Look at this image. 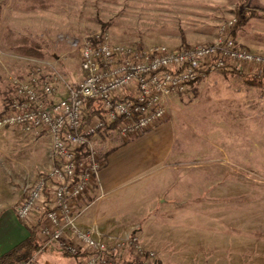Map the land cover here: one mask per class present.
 Instances as JSON below:
<instances>
[{"label":"rangeland","instance_id":"obj_1","mask_svg":"<svg viewBox=\"0 0 264 264\" xmlns=\"http://www.w3.org/2000/svg\"><path fill=\"white\" fill-rule=\"evenodd\" d=\"M27 4L0 0L2 22L11 25L10 47L24 41L26 51L31 45L32 56L46 60L40 63L44 70H56L68 82L81 78L82 41L100 33L113 42L178 47L210 42L218 26L234 17L238 44L264 55V0H44V8H19ZM29 67L31 72L34 63ZM243 77L215 70L170 97L163 122L171 124L184 163L176 161L175 169L116 196L98 192L93 198L99 205L121 202L127 212L142 201L145 209L159 180H173L164 191L168 205H158L141 225L144 241L135 228L115 239L99 238L112 244L134 234L137 248L124 247L118 257L129 264H264L263 80L255 76L257 86ZM7 94L0 93V106ZM49 153L47 133L0 127V211L16 207L24 187L49 169ZM35 256L36 264H78L55 241L41 242Z\"/></svg>","mask_w":264,"mask_h":264},{"label":"built area","instance_id":"obj_2","mask_svg":"<svg viewBox=\"0 0 264 264\" xmlns=\"http://www.w3.org/2000/svg\"><path fill=\"white\" fill-rule=\"evenodd\" d=\"M235 24L231 17L218 26L210 42L178 47L113 42L100 33L79 46V81L68 82L41 64L13 80L0 127L45 132L50 139L49 169L24 187L15 207L18 219L33 228L41 242H57L78 264H105L124 247L137 248L134 234L109 244L93 237L91 230L79 229L73 204L97 185L110 145L161 124L169 98L207 73L257 76L264 90V55L238 44ZM101 135L109 140L99 141Z\"/></svg>","mask_w":264,"mask_h":264},{"label":"crops","instance_id":"obj_3","mask_svg":"<svg viewBox=\"0 0 264 264\" xmlns=\"http://www.w3.org/2000/svg\"><path fill=\"white\" fill-rule=\"evenodd\" d=\"M0 14V93L3 95L7 92L11 95L13 93L11 81L29 74V62L36 65L46 60L33 57L26 52L24 41L22 46L13 43L10 47L6 31L11 29V25L9 24L8 27V23L2 22L4 11H1ZM59 91L63 94L62 88H59ZM60 93H56L54 97L58 98ZM4 105L0 106V112ZM175 141L172 126L167 121L137 137L110 145V149L103 155L97 186L86 191L73 204L76 226L82 230H91L93 237L103 240L125 236L132 228H135L140 233V239L144 241V228L141 225L149 215L154 213L158 205H168V198L164 191L172 185V179L166 183L167 179L161 178L159 191L153 196L146 194L150 206L145 209L142 208V201L139 204L141 208L127 212L121 208V202L108 201L104 205H99L93 198L98 192L107 197L116 196L122 190H127L143 179H149L152 175L175 169L176 161L183 164L182 159L186 156L180 155L183 153L180 150H175ZM188 165L186 164V166ZM143 186L144 184L138 188L143 191L145 190ZM28 235L29 227L18 219L15 214V206L0 211V255ZM55 252L57 251L55 250ZM116 262L129 264L122 259L115 261L114 264Z\"/></svg>","mask_w":264,"mask_h":264},{"label":"trees","instance_id":"obj_4","mask_svg":"<svg viewBox=\"0 0 264 264\" xmlns=\"http://www.w3.org/2000/svg\"><path fill=\"white\" fill-rule=\"evenodd\" d=\"M24 1H26L29 4H27L26 6L20 5L19 8L34 9L37 5H40L43 8L45 6L43 4L44 0H23V2ZM0 9H1V6H0ZM34 49L35 48H32V46L30 45V47L26 49V52L32 55L33 53H35L33 52ZM222 72H226V71L222 70ZM232 73L239 74L237 72H232ZM239 75L244 76L241 74ZM243 79L250 84L257 85V86L260 85V80L255 78V76H244ZM86 104L87 106H90V102L87 101ZM62 249H63V254L70 255L64 248ZM40 250H41V241L38 238L35 230L33 228H29V235L25 239H23L22 241H20L19 243H17L13 247H11L9 250H7L6 252L0 255V264H14V263L36 264L35 255ZM147 254H148L147 252H144V256ZM115 259L124 260L123 258L118 257V256H115L112 258V260H115ZM128 263H132V261ZM139 264H143V262L141 261ZM153 264H161V262L156 261Z\"/></svg>","mask_w":264,"mask_h":264}]
</instances>
